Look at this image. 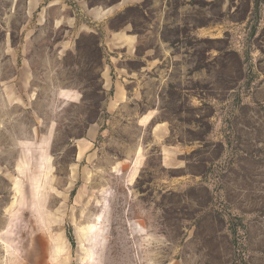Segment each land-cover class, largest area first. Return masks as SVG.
<instances>
[{
	"label": "rangeland",
	"instance_id": "374dc122",
	"mask_svg": "<svg viewBox=\"0 0 264 264\" xmlns=\"http://www.w3.org/2000/svg\"><path fill=\"white\" fill-rule=\"evenodd\" d=\"M0 264H264V0H0Z\"/></svg>",
	"mask_w": 264,
	"mask_h": 264
},
{
	"label": "crops",
	"instance_id": "0c3cea01",
	"mask_svg": "<svg viewBox=\"0 0 264 264\" xmlns=\"http://www.w3.org/2000/svg\"><path fill=\"white\" fill-rule=\"evenodd\" d=\"M125 98H126V93L125 91L121 88L117 86V91L115 94V99L111 102L110 104V108H112L113 110L116 108V106H118L119 104H122L125 102ZM152 117L150 116H143L141 118V124H147ZM82 155L84 154V150L81 153Z\"/></svg>",
	"mask_w": 264,
	"mask_h": 264
},
{
	"label": "bare ground",
	"instance_id": "6f19581e",
	"mask_svg": "<svg viewBox=\"0 0 264 264\" xmlns=\"http://www.w3.org/2000/svg\"><path fill=\"white\" fill-rule=\"evenodd\" d=\"M91 230H93V229H91Z\"/></svg>",
	"mask_w": 264,
	"mask_h": 264
}]
</instances>
